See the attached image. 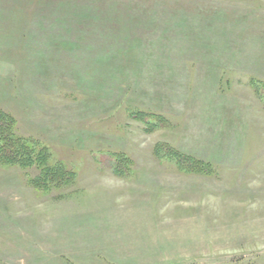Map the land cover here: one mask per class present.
<instances>
[{
  "label": "rangeland",
  "instance_id": "1",
  "mask_svg": "<svg viewBox=\"0 0 264 264\" xmlns=\"http://www.w3.org/2000/svg\"><path fill=\"white\" fill-rule=\"evenodd\" d=\"M0 110L74 175L0 164V264H264V0H0Z\"/></svg>",
  "mask_w": 264,
  "mask_h": 264
},
{
  "label": "trees",
  "instance_id": "2",
  "mask_svg": "<svg viewBox=\"0 0 264 264\" xmlns=\"http://www.w3.org/2000/svg\"><path fill=\"white\" fill-rule=\"evenodd\" d=\"M15 120L6 112L0 110V164L27 167L35 165L39 174L31 177L33 186L49 191L66 185L73 179V173L62 166L50 167L47 165L49 153L45 147L36 148L37 144L29 137L19 136L15 132ZM180 163L179 159L176 160ZM191 162H189V165ZM200 166V161L194 162ZM201 171L208 168L202 165Z\"/></svg>",
  "mask_w": 264,
  "mask_h": 264
}]
</instances>
